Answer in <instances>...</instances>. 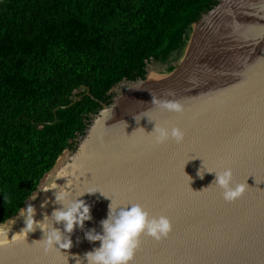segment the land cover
Returning a JSON list of instances; mask_svg holds the SVG:
<instances>
[{
    "label": "water",
    "instance_id": "95a60500",
    "mask_svg": "<svg viewBox=\"0 0 264 264\" xmlns=\"http://www.w3.org/2000/svg\"><path fill=\"white\" fill-rule=\"evenodd\" d=\"M217 1L195 22L200 25L193 30L195 37L189 53L198 45L195 41L200 39L201 29L206 28L204 19L222 6L223 0ZM253 34L257 39L254 52L258 51V58L264 26L253 29ZM237 44L247 48L251 41ZM262 54L254 67L249 68L246 60L242 66L241 74L248 72L249 76L253 75L251 79L221 93L199 89L201 93L185 100L189 101L187 105L182 103L183 114L161 110L159 116L145 119L144 124L136 123L126 130L115 127L111 108L123 96L124 85L146 82L148 70L145 68L142 79L120 82L110 104H101L99 113L91 117L84 136L76 140L75 150L62 152L18 213L4 223L19 218L21 210L35 200L39 204L37 209L35 205L36 221H42L44 215L51 216L53 210L60 207L55 203L53 191L42 199L37 198L41 197L42 188L48 185L47 179L61 159H64V170L60 171L61 177L55 182L58 186L67 185L73 197L90 190L99 191L80 197L90 206L92 220L85 222L83 230L78 226L74 229L70 236L73 246L68 250L54 249L45 253L43 245L34 242L43 238V232L37 229L15 243L0 247V264H79L77 258L87 264L85 254L100 247V242H89L85 232L95 229L102 234L101 221L107 218L111 200L114 206L139 204L150 217L163 215L172 224L168 238L160 242L142 236L131 264H264ZM227 79L216 81L221 82L217 87L223 86ZM88 93L86 90V95ZM76 101L74 98L68 106ZM155 122L181 129L185 133L184 141L155 144L154 137L149 135ZM227 168L233 172L234 183L246 182L249 186L243 197L234 203L226 202L222 190L215 184L209 187L215 180V173L206 172L220 173ZM200 169L205 172L203 179L197 175ZM36 194V199L31 200ZM24 227L22 219L9 232L8 239L11 240ZM54 227L63 231L62 225Z\"/></svg>",
    "mask_w": 264,
    "mask_h": 264
},
{
    "label": "trees",
    "instance_id": "16d2710c",
    "mask_svg": "<svg viewBox=\"0 0 264 264\" xmlns=\"http://www.w3.org/2000/svg\"><path fill=\"white\" fill-rule=\"evenodd\" d=\"M217 2L0 0V223L75 150L110 90L180 54Z\"/></svg>",
    "mask_w": 264,
    "mask_h": 264
},
{
    "label": "clouds",
    "instance_id": "9594fccd",
    "mask_svg": "<svg viewBox=\"0 0 264 264\" xmlns=\"http://www.w3.org/2000/svg\"><path fill=\"white\" fill-rule=\"evenodd\" d=\"M166 95L174 96L175 93L169 91ZM151 104L162 111L173 114H183L184 112V106L176 99H159L152 96ZM138 115L140 119L134 116L137 123L142 117H146L143 114ZM149 122L152 121L149 120ZM149 135L154 137V142L157 145H162L169 140L180 144L185 139V133L181 129L161 126L156 122ZM206 172L215 173V180L209 187L213 184L219 187L222 190L223 199L228 203H234L241 199L249 188L246 182L234 183L233 172L230 168L220 173ZM204 174L205 172H202L201 169L197 173L201 179H203ZM41 191H53L55 203L60 207L54 209L51 216L44 215L42 221H36L34 219L36 209L33 205L28 204L26 209L23 208L19 214V217L24 220L25 227L11 240L8 239V234L15 220L10 223H0V247L15 243L22 237H27L29 233L40 229L43 232V238L34 242L42 244L45 253L54 249L68 250L73 246L70 236L74 229L78 226L83 230L85 222L92 220L90 206L80 197L99 191L90 190L73 197V192L67 185L60 187L55 182L50 186H45ZM36 197L37 194L31 200H35ZM4 200L6 203L9 202V197L5 196ZM54 225H62L63 231ZM101 227L102 234L97 233L95 229L85 232V238L89 242H100V247L85 254L84 259H86L87 264H131L140 248L142 236L147 235L156 242H160L162 239H167L172 231L171 221L166 216L150 217L149 213L139 204L114 206L112 200L109 204L107 218L101 221ZM77 262L82 264L80 258H77Z\"/></svg>",
    "mask_w": 264,
    "mask_h": 264
},
{
    "label": "bare ground",
    "instance_id": "6f19581e",
    "mask_svg": "<svg viewBox=\"0 0 264 264\" xmlns=\"http://www.w3.org/2000/svg\"><path fill=\"white\" fill-rule=\"evenodd\" d=\"M218 11V12H217ZM216 12L210 14L208 17H206L204 20L206 21V28L201 29V36L200 39L196 40L197 44L199 45L197 50V56L200 57V60L196 63V58L191 62L192 56L196 52L195 49H197L195 46L194 53L191 56L190 61H188L187 65H189V68L191 66H194V69L189 72V74L185 77L186 79H181V74H177L174 78L178 76L175 80L174 78H167L164 81H158L154 78L149 76V72L147 74V80L145 83L137 84V85H124L125 88L122 90L123 96L115 102V105L111 108V111L113 110L114 117L112 121L114 120L115 127L117 126L118 130H126L131 127H133L134 124H136V120L134 119V116L137 119H140V116L138 114H143L146 117H142L140 122L137 124H144L145 119H151L155 116H159L162 111L156 107H154L151 104L152 96L159 98V99H176L179 100V102L182 104L184 102L185 105L189 103V98H192L190 94H196L195 92H187V87L181 89L182 86L187 85V81L192 79L193 75L198 76H204L206 78L207 83L211 84L213 77H221L227 69L229 68H241L239 66V63L236 64H229L228 61H231L230 63H233L234 58L238 56L239 59L237 61H241V59L246 60L249 65V68L254 67L257 65L258 60L261 58L264 53V38L259 43V50L260 54L257 58L258 51H256V41L253 31L250 32L251 28L254 25L259 26V28H262L264 25V0H223L222 6L217 10ZM204 30V32H202ZM212 33H211V32ZM200 33V32H198ZM206 33V34H205ZM209 34H216L215 36L221 35V37H225L222 41H214L207 39L206 36ZM254 36V37H253ZM249 38V39H248ZM242 41H251V45L246 47H239L238 42ZM254 41V42H253ZM212 44H214L212 46ZM220 44V45H219ZM221 46L223 45V52L222 55L219 50H217V53L213 54L215 56H218L217 59L214 57L208 58V60H205L203 57L205 54H208L209 56L212 55V51L215 49V46ZM201 49L203 51H201ZM222 55V56H221ZM226 57V59H225ZM257 58V59H256ZM211 62V63H210ZM203 63V65L201 64ZM227 63V64H226ZM235 63V62H234ZM213 64L212 66H209ZM222 64V65H221ZM186 67L188 68V66ZM221 65V66H219ZM199 66L204 67V70L199 68ZM224 68H223V67ZM186 67L184 68L183 72L188 73V70H186ZM196 71V72H195ZM204 72L203 74H200V72ZM206 72V73H205ZM222 73V74H221ZM238 73L239 77H232L233 81H225L223 86L219 89L217 85L208 86L210 89L208 92H214V93H221L225 92V89H229L231 87L236 86L241 81H244L242 79H251L253 75L249 76L250 73L244 72V74H241V72ZM200 74V75H199ZM215 74L216 76H214ZM220 74V75H217ZM255 74V72H253ZM212 75V76H210ZM225 76V75H224ZM249 76V77H248ZM181 77V78H180ZM180 78V79H179ZM168 79H172L173 82H169ZM227 82V83H226ZM184 83V84H183ZM191 83V82H190ZM188 83V86L189 84ZM183 84V85H182ZM215 84V83H214ZM171 91L175 93L174 96H167L166 94ZM151 93V94H150ZM152 95V96H151ZM150 110V111H149ZM63 159H61L59 166L51 173L50 177L47 179V186H50L54 182L58 181L61 177V172L64 170V164H62ZM64 163V162H63ZM61 166V169H60ZM61 171V172H60ZM46 183V184H47ZM49 192V191H48ZM48 192H43L41 194V197H38L37 200L44 198ZM37 204L36 200L31 202V205L35 207ZM39 204L36 205V209ZM23 218L19 217L15 220V223L11 227V231H13L19 224V222ZM11 222V221H10ZM8 222V223H10ZM10 231V232H11Z\"/></svg>",
    "mask_w": 264,
    "mask_h": 264
},
{
    "label": "rangeland",
    "instance_id": "374dc122",
    "mask_svg": "<svg viewBox=\"0 0 264 264\" xmlns=\"http://www.w3.org/2000/svg\"><path fill=\"white\" fill-rule=\"evenodd\" d=\"M205 14V13H204ZM198 25H200V23H195V24H193L192 26H191V28H190V30H189V32H188V36H187V39H186V43H185V46L183 47V49L181 50V52H180V54H178L177 56H173V57H171V59L167 62V63H160L159 61H156V60H154V59H150L149 61H147V63H146V69L148 70V72H149V76L150 77H152V78H154L155 80H158V79H163V78H166V77H168L169 75H172V74H174L175 72V74L174 75H172L171 77H175L177 74H181V77H183V78H181V79H186L185 77L189 74V72L191 71V70H193L194 69V66H191V68H189V65H191V63L189 64V65H187V63H188V61H190V59H191V56L193 55V53H194V49H195V46H193L192 47V50H191V52L189 53V51H190V46H191V44H192V39H193V37H195V33H193V30L194 31H196L197 30V27H198ZM207 26V25H206ZM259 26H256V25H254V26H252V27H249V28H251V30H250V32L251 31H253V29H255V28H258ZM203 32H204V30H202ZM211 32V31H210ZM212 33V32H211ZM206 34V33H205ZM216 34H209V35H207L206 37V40L207 39H209V40H214V41H222V40H224L225 39V37L223 38V37H221V35H219V36H215ZM218 39V40H217ZM196 40V39H195ZM195 44H197V42L195 41ZM214 44H212V46H213ZM220 45V44H219ZM219 45H217V46H215V49L212 51V55H208V54H205L203 57H205L204 59L205 60H208V58H211V57H214L215 55H213V54H215V53H217V50H219L220 52H221V54L223 55L224 54V52H223V45H221V46H219ZM198 47H199V45L196 47L197 49H195V53H194V55L192 56V60H191V62L196 58V55H197V50H198ZM188 53L190 54V56L187 58V56H188ZM218 54V53H217ZM221 55V56H222ZM217 57L218 56H215V58L217 59ZM186 58H187V60H186ZM225 59H226V57H225ZM237 59H239L238 58V56L236 57V58H234V60H233V63H230L231 61H228V63L229 64H236V63H239V66L241 67V65L243 66L244 65V62H245V60L244 59H241V61H237ZM200 60V57L199 56H197V58H196V63L198 62ZM235 62V63H234ZM211 63V62H210ZM202 65H203V63H201ZM227 64V63H226ZM186 65L188 66V68L186 67ZM213 64H211V65H209V66H212ZM222 65V64H221ZM221 65H219V66H221ZM181 67V68H180ZM186 67V70H188V73H185V72H183V70H184V68ZM204 67L205 68H207L206 66H199V68H201V69H203L204 70ZM223 67V66H222ZM180 68V69H179ZM224 68V67H223ZM170 69H172V70H170ZM241 69H242V67L241 68H234L233 69V67L232 68H229L228 67V69L225 71V72H223L224 74L221 76V77H217L215 74H213L214 76H216V77H213V78H211V79H213L212 80V82H211V84H209V82L207 83V81H206V79H203V78H206V77H204V76H201L200 74H203L204 72L202 71V72H200V76H198V75H193V77H192V79H190V80H188L187 81V85H184V86H182L181 87V89H183V88H186L187 87V92L189 91V92H195V93H201V91L199 90V89H204L205 90V92H208L209 90H212V89H210V87L211 86H213V85H217V84H220L221 82H216V81H219V80H222V78H228L227 80H232L231 78L232 77H239V75H238V73H236V72H241ZM205 71V70H204ZM196 72V71H195ZM206 73V72H205ZM187 74V75H186ZM222 74V73H221ZM217 75H220V74H217ZM225 75V76H224ZM210 76H212V75H210ZM171 77H169V78H171ZM176 78H178V76L176 77ZM176 78H174L173 80H175ZM179 78V79H180ZM173 80L172 79H168V81L169 82H173ZM242 80H247V79H242ZM191 82V83H190ZM225 82V81H224ZM242 82V81H241ZM188 83H190L189 84V86H188ZM215 83V84H214ZM184 84V83H183ZM182 84V85H183ZM203 86L202 88L201 87H199V86ZM208 86H210V87H208ZM222 87V86H221ZM221 87H219V88H221ZM120 88V83L119 84H117V85H115L114 87H113V89L111 90V94L113 95V97L116 95V90L117 89H119ZM125 88V87H124ZM219 88H214V89H219ZM204 92V93H205ZM189 95L190 96H192V95H195V94H190L189 93ZM81 139V137H78L77 138V141H79ZM62 156H64V154L62 155ZM63 162H64V159L62 160ZM62 162V164H64ZM60 169H61V166H60Z\"/></svg>",
    "mask_w": 264,
    "mask_h": 264
}]
</instances>
